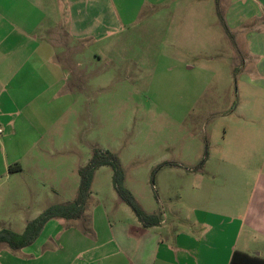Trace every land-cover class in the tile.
Here are the masks:
<instances>
[{"label": "rangeland", "instance_id": "rangeland-1", "mask_svg": "<svg viewBox=\"0 0 264 264\" xmlns=\"http://www.w3.org/2000/svg\"><path fill=\"white\" fill-rule=\"evenodd\" d=\"M105 1L97 22L103 35L99 68L89 74L95 84L54 126L62 132L52 135L53 151L34 149L22 159L23 170L11 171L6 163L13 150L0 134V230L23 232L49 206L74 200L77 168L95 145L118 154L125 186L149 213L189 212L194 197L201 207L228 177L241 178L247 197L264 174V90L241 78L243 55L220 24L216 0ZM112 176L110 166L96 171L83 217L50 219L39 238L21 249L0 244V264H68L70 250L59 244L67 246L69 230L93 237L92 220L103 215V204L114 209L108 223L130 221L135 214ZM204 181L215 188L201 193ZM32 253L47 256L32 262Z\"/></svg>", "mask_w": 264, "mask_h": 264}, {"label": "crops", "instance_id": "crops-1", "mask_svg": "<svg viewBox=\"0 0 264 264\" xmlns=\"http://www.w3.org/2000/svg\"><path fill=\"white\" fill-rule=\"evenodd\" d=\"M102 2L106 5L105 0H0V134L5 148L13 150L5 163L19 164L16 171L24 169L22 159L32 150L53 151L52 135L62 132L54 126L94 86L89 74L99 68L101 57ZM219 3L231 36L225 33L243 55L241 78L264 90V0ZM240 179L225 178L214 200L199 207L194 197L189 212H164L162 223L152 227H144L136 215L112 225L106 217L114 209L103 204V215L92 220L93 237L68 228L67 246L63 241L59 247L69 248L68 264H230L236 250L264 257V174L247 197ZM202 183L201 193L215 188ZM117 203L116 212L122 209ZM103 233L108 234L104 239ZM46 256L28 254L32 262Z\"/></svg>", "mask_w": 264, "mask_h": 264}, {"label": "trees", "instance_id": "trees-1", "mask_svg": "<svg viewBox=\"0 0 264 264\" xmlns=\"http://www.w3.org/2000/svg\"><path fill=\"white\" fill-rule=\"evenodd\" d=\"M216 5L220 22L226 33L230 35V31L220 11L219 0H216ZM102 166H110L112 168V182L115 191L118 196L130 206L144 227H152L162 223L164 220V212L162 210L151 213L147 212L131 190L125 186L126 174L118 154L110 150H104L95 145L92 147V154L88 162L78 169L80 182L75 199L49 206L37 217L30 220L23 232H17L11 228H2L0 230V244L6 243L14 250L21 249L33 244L39 238L50 219L54 217L66 219H78L83 217L88 201L92 196V185L96 171ZM18 169H20L19 164L10 166L11 171H16ZM230 264H264V257L236 250L233 253Z\"/></svg>", "mask_w": 264, "mask_h": 264}, {"label": "built area", "instance_id": "built-area-1", "mask_svg": "<svg viewBox=\"0 0 264 264\" xmlns=\"http://www.w3.org/2000/svg\"><path fill=\"white\" fill-rule=\"evenodd\" d=\"M0 132H2V129L0 128Z\"/></svg>", "mask_w": 264, "mask_h": 264}]
</instances>
